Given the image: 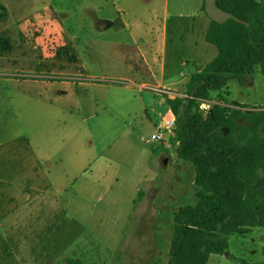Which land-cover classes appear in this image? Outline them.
<instances>
[{
    "label": "rangeland",
    "instance_id": "rangeland-1",
    "mask_svg": "<svg viewBox=\"0 0 264 264\" xmlns=\"http://www.w3.org/2000/svg\"><path fill=\"white\" fill-rule=\"evenodd\" d=\"M41 1L0 0L20 8L11 23L26 33L25 44L20 33L12 41L0 20L9 41L0 42V264H169L175 215L198 203L196 171L178 158L173 132L148 142L170 109L153 89L180 94L209 62L203 46L216 48L195 28L201 0H184L183 14L182 0L168 12L166 0H107L121 8L108 30L92 15L82 29L77 0H51L50 32L35 15ZM206 15V25L227 17L215 0ZM163 34L171 42L153 62ZM212 99L264 112L261 66ZM214 104L199 106L205 118ZM207 264H264V226L229 236Z\"/></svg>",
    "mask_w": 264,
    "mask_h": 264
},
{
    "label": "trees",
    "instance_id": "trees-1",
    "mask_svg": "<svg viewBox=\"0 0 264 264\" xmlns=\"http://www.w3.org/2000/svg\"><path fill=\"white\" fill-rule=\"evenodd\" d=\"M215 6L228 15L222 22L210 19L206 33L217 56L192 75L188 97L168 98L176 119L170 144L195 167L198 199L175 215L169 264H207L211 254L228 249L229 236L264 226V112L212 99L230 81L244 84L258 65L264 74V0H215ZM7 19L0 5V20ZM201 101L215 103L206 118ZM144 195L140 191L139 200Z\"/></svg>",
    "mask_w": 264,
    "mask_h": 264
},
{
    "label": "crops",
    "instance_id": "crops-1",
    "mask_svg": "<svg viewBox=\"0 0 264 264\" xmlns=\"http://www.w3.org/2000/svg\"><path fill=\"white\" fill-rule=\"evenodd\" d=\"M166 1H167L166 12H168L170 10V0H166ZM183 1L184 0H182V2H181V4H183L182 6L177 5L178 6L177 9H180L182 14L184 12L187 13L189 11L188 8H186V9L184 8V2ZM77 2L79 3L78 7L80 8L79 16H80V18L83 17L82 20L84 21V23L80 25L82 29H86L87 26H89L91 24V20L86 21L88 19V15H92L95 17L94 19H96L95 21L101 30L112 29L113 27L116 26L117 21L120 19L121 8H118L114 4V2H113V9L106 7V5L108 4L107 0H77ZM3 6L6 7V9L8 11V19L6 21H3V23L5 24L3 30H6L8 32V35L12 41H13V38H15L17 33L22 34V37L24 39L22 38L23 41L21 43L25 44L26 43V39H25L26 33H24V31L20 27L17 26L18 23H11V21L13 20L14 17H18L20 15L19 14L20 8L13 6L10 3L4 4ZM55 11H56V8L53 6V2L51 0H42L40 6L37 7V12L35 15L40 16L41 19H46L45 29L48 32H50L52 30V28H54V30H55L59 26V24L55 18L57 16V13ZM39 13H42V15H40ZM98 14H100V15L104 14L106 16V18H99ZM197 14H198L199 21H200V24L202 27L199 28L196 26L195 28L197 31H201L203 37L206 38V33H207V30H208V27L210 24V19H211V18H209V21L207 22V25H206L205 18L209 17L206 15V0H201V6H199V8L197 9ZM25 15H28V13H25ZM201 18H203V21L201 20ZM227 18H228V15L226 18H223L222 21H225ZM222 21H220V22H222ZM205 41H206V39H205ZM39 42H40V40H39ZM170 42L171 41H170V39L167 38V35H165V34H163L161 36L158 35L157 39L154 40V45L152 47L153 51L151 54L153 56H155L154 59L152 60L153 62H156V58L159 56V54L166 55ZM27 43H30V42H27ZM208 44H210V43H208ZM39 46H40V44H39ZM214 47L216 48V46H214ZM71 48L73 49V47H71ZM203 51H204L205 55H211L212 54L210 56L209 62L205 65V66H207L217 56L218 51H217V48L211 49V47H209L208 45L203 46ZM73 58H74V56H73ZM184 65H189V61H185ZM202 69L198 70L197 72H200ZM162 71H165V66H162ZM162 81H163V77H162ZM143 85L146 86L147 84H143ZM187 86H188V84H187ZM168 89H170V88H168ZM178 95L188 96L187 95V89ZM168 98L173 99L170 96H168ZM169 112H171V108L169 109Z\"/></svg>",
    "mask_w": 264,
    "mask_h": 264
},
{
    "label": "built area",
    "instance_id": "built-area-1",
    "mask_svg": "<svg viewBox=\"0 0 264 264\" xmlns=\"http://www.w3.org/2000/svg\"><path fill=\"white\" fill-rule=\"evenodd\" d=\"M153 91H155L157 94L168 95V96L172 97L173 99L176 98V97H181V98L188 97V96L178 95L176 92L170 91L168 89L154 88ZM212 103L213 102H210V101H201L200 102V107H201V109L206 110V108H209V106H211ZM175 120L176 119H175V116H174L173 112L172 111L169 112L168 116L165 119V124L163 126L165 132H162L161 129H160V131H158L156 134L152 135L151 140L148 141V142H151L153 140L160 141V142L165 141L166 132L167 131L173 132V130L175 129Z\"/></svg>",
    "mask_w": 264,
    "mask_h": 264
},
{
    "label": "water",
    "instance_id": "water-1",
    "mask_svg": "<svg viewBox=\"0 0 264 264\" xmlns=\"http://www.w3.org/2000/svg\"><path fill=\"white\" fill-rule=\"evenodd\" d=\"M165 162H167V160Z\"/></svg>",
    "mask_w": 264,
    "mask_h": 264
}]
</instances>
